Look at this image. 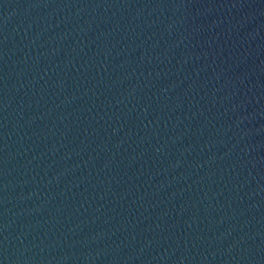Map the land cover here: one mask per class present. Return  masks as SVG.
<instances>
[{
    "label": "water",
    "instance_id": "1",
    "mask_svg": "<svg viewBox=\"0 0 264 264\" xmlns=\"http://www.w3.org/2000/svg\"><path fill=\"white\" fill-rule=\"evenodd\" d=\"M0 264H264V0H0Z\"/></svg>",
    "mask_w": 264,
    "mask_h": 264
}]
</instances>
